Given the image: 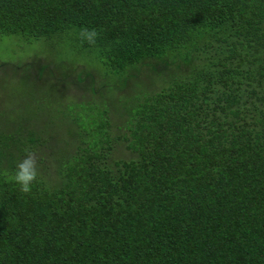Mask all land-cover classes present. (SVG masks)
Wrapping results in <instances>:
<instances>
[{"label": "trees", "instance_id": "obj_1", "mask_svg": "<svg viewBox=\"0 0 264 264\" xmlns=\"http://www.w3.org/2000/svg\"><path fill=\"white\" fill-rule=\"evenodd\" d=\"M12 34L71 42L121 84L47 116L74 145L29 193L17 163L47 114L1 126L0 264H264V0H0Z\"/></svg>", "mask_w": 264, "mask_h": 264}, {"label": "rangeland", "instance_id": "obj_2", "mask_svg": "<svg viewBox=\"0 0 264 264\" xmlns=\"http://www.w3.org/2000/svg\"><path fill=\"white\" fill-rule=\"evenodd\" d=\"M57 41H28L13 34L0 37V128L6 126L18 133L34 114L44 111L45 119L38 116L32 121L47 143L33 152L37 156L38 173L50 170L52 175L50 168L54 163H50L48 153L59 147L71 149L74 137L65 129L47 128V116L50 121L60 118L62 121V117L70 115L83 116L84 111H92L91 106H82L83 103H91L97 93L107 100L109 89L121 84L119 78L105 77V70H95L98 61L91 53L77 51L71 42ZM54 45L58 49H52ZM145 65L142 72L136 70L135 74L143 75L147 70ZM127 93H132L130 84L117 93L116 99ZM21 96H27L28 102L20 99ZM32 121H29L30 129ZM113 121L121 124L114 114ZM115 155L124 159L133 157L124 144H117Z\"/></svg>", "mask_w": 264, "mask_h": 264}, {"label": "clouds", "instance_id": "obj_3", "mask_svg": "<svg viewBox=\"0 0 264 264\" xmlns=\"http://www.w3.org/2000/svg\"><path fill=\"white\" fill-rule=\"evenodd\" d=\"M82 35L92 42L96 33L84 30ZM38 175L37 156L34 152H27L25 157L17 163V171L14 177L16 183L20 185V191L22 193L31 192L32 183Z\"/></svg>", "mask_w": 264, "mask_h": 264}]
</instances>
